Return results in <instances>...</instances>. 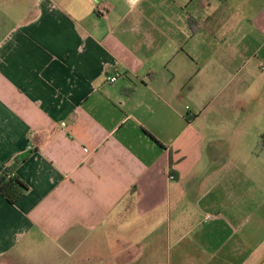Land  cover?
Returning a JSON list of instances; mask_svg holds the SVG:
<instances>
[{
	"label": "crops",
	"instance_id": "1",
	"mask_svg": "<svg viewBox=\"0 0 264 264\" xmlns=\"http://www.w3.org/2000/svg\"><path fill=\"white\" fill-rule=\"evenodd\" d=\"M263 99L264 0H0V264H264Z\"/></svg>",
	"mask_w": 264,
	"mask_h": 264
},
{
	"label": "trees",
	"instance_id": "2",
	"mask_svg": "<svg viewBox=\"0 0 264 264\" xmlns=\"http://www.w3.org/2000/svg\"><path fill=\"white\" fill-rule=\"evenodd\" d=\"M15 168H7L0 176V195L10 204H15L28 190V186L15 175Z\"/></svg>",
	"mask_w": 264,
	"mask_h": 264
},
{
	"label": "rangeland",
	"instance_id": "3",
	"mask_svg": "<svg viewBox=\"0 0 264 264\" xmlns=\"http://www.w3.org/2000/svg\"><path fill=\"white\" fill-rule=\"evenodd\" d=\"M262 103H263V105H264V99L262 100ZM263 145H264V142H263ZM263 148H264V147H263ZM206 204H207V203L204 202V203L202 204L203 209H198V214L201 215V216H204V217H205V215L208 213V206L205 207ZM53 248L56 249L55 247H53ZM34 249H35L36 251H44V250H45L44 247H40V246H35ZM56 250H57V249H56ZM36 261H38L37 264H49V263H46V261H44L43 257H41L40 259H36ZM39 261H40L41 263H39ZM55 261H57V263H60L61 259L58 258V259H55ZM25 264H32V262H26Z\"/></svg>",
	"mask_w": 264,
	"mask_h": 264
},
{
	"label": "built area",
	"instance_id": "4",
	"mask_svg": "<svg viewBox=\"0 0 264 264\" xmlns=\"http://www.w3.org/2000/svg\"><path fill=\"white\" fill-rule=\"evenodd\" d=\"M109 80H110V82L113 83V82H115V81L117 80V78H116V77H112V78H110ZM63 126H65V124H63ZM213 218H214V216L209 215V214L205 216V220H206V221H210V220H212Z\"/></svg>",
	"mask_w": 264,
	"mask_h": 264
}]
</instances>
